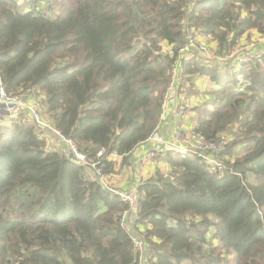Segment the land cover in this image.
Segmentation results:
<instances>
[{
    "label": "trees",
    "instance_id": "trees-1",
    "mask_svg": "<svg viewBox=\"0 0 264 264\" xmlns=\"http://www.w3.org/2000/svg\"><path fill=\"white\" fill-rule=\"evenodd\" d=\"M28 1L40 9L0 0V77L9 95L36 90L90 159L100 149L127 158L158 129L186 25L221 54L253 30L264 38V0ZM220 72L184 65L188 83L197 75L217 89L216 105L194 109L193 129L230 135L222 168L170 154L167 179L140 183L143 263L118 197L48 151L31 122L0 121V264H264V56L233 79Z\"/></svg>",
    "mask_w": 264,
    "mask_h": 264
},
{
    "label": "built area",
    "instance_id": "built-area-1",
    "mask_svg": "<svg viewBox=\"0 0 264 264\" xmlns=\"http://www.w3.org/2000/svg\"><path fill=\"white\" fill-rule=\"evenodd\" d=\"M193 29L194 33H190ZM186 44L178 50L176 61L172 67L169 78V88L164 97L165 106L168 114H176L180 119L178 129L175 131L173 138L161 139L154 132L146 142H152L155 148L150 150L144 157L143 163L157 161L162 154L179 155L182 158L192 157L204 161L210 166V170L216 173L217 169L222 168L220 163V154L230 143V135L219 136L216 140L208 139L204 135L197 133L193 128L187 129L186 122L191 121L190 96L184 86V65L190 61L187 54L191 51L193 43L198 45L196 32L193 27L185 26ZM243 43L245 44L244 47ZM240 48V54L247 56L238 57L234 63L236 73L244 67L252 64L256 59L264 56V49L256 47L250 49L247 42H243ZM206 67L217 68L204 63ZM186 77V76H185ZM185 84L187 78L185 79ZM42 97L34 89H28L20 94L9 95L5 85L0 77V121L4 126H12L19 121H29L35 125L40 139L46 142L48 151H56L64 154L77 166L88 168L93 175L90 181L97 182L99 186L109 191L110 194L118 197L126 208L121 212L119 217L120 227L125 230L131 237L133 250L139 255L141 262L145 261L146 244L142 237L133 233L135 220L140 211V202L142 195L138 191V186L130 190H120L108 185V179L105 172L107 163H110L109 157H119L117 154L107 155L106 149H100L95 158L90 159L85 153L81 152L77 145L69 138L65 137L52 122L45 116L42 110ZM197 104L201 102L196 99ZM145 142V143H146ZM144 144V143H143ZM165 156V157H166ZM122 157V156H121ZM111 167V166H110Z\"/></svg>",
    "mask_w": 264,
    "mask_h": 264
},
{
    "label": "rangeland",
    "instance_id": "rangeland-1",
    "mask_svg": "<svg viewBox=\"0 0 264 264\" xmlns=\"http://www.w3.org/2000/svg\"><path fill=\"white\" fill-rule=\"evenodd\" d=\"M19 1H20V3L28 4L27 6H29V9H35V8L38 10L40 9V7L37 6V4H34L36 2H33L31 5V3L28 0H19ZM46 11H50L49 9L47 10V6L44 7V13ZM57 14H58V11H56V10L49 12V15H51V16H55ZM190 33L191 34L194 33L193 29L190 30ZM250 33H252V36L249 35ZM250 33H248V35H247L248 37H245V38H243L244 36L242 38L238 37V39L234 43V46L227 47L228 46L227 45L226 48H224V50H223V54H221L218 51L219 46H218L217 42H215L213 39H210L208 37L204 38L203 36H201V35L198 36L196 34L197 42L199 44L196 45L193 43L191 51L187 54V56H190L191 60L193 59L196 62L198 61L199 63H202V64L206 63V64L211 65L213 67H217L218 69H221L222 72H220V73H223L222 76H224V77L227 76L230 79H233L234 75L239 76V74H236V72L234 71V63H235L234 59H236L238 57V59H236V60H240L242 57L247 56L245 54H240L239 46L243 42H247L248 47L250 49L256 47V45L258 46V48L264 49V38L258 36V34L255 32V30H253ZM230 39H232V37ZM166 50H168V49H166ZM190 78L192 79V81L189 82V84L187 85V84H185L186 77L184 76V86L186 87V91L188 93V96L193 97V98H195V97L199 98V99H201L202 103L204 102L203 101V98H204L206 100L205 102L207 103L208 106H212L213 104L216 105V100H215L216 94H214V93L216 92L217 89L216 88H215V90L211 89L212 88L211 85H213V83L210 82V80L205 79L208 81V82L206 81L209 85V88H208L202 84H197V82L200 80L199 76L195 75V76L190 77ZM190 78H188V79H190ZM168 88H169V83H168V86L164 92L163 99H162V114H161V120L160 121L166 120L168 115H169V114L166 115V113H167L166 108H167V106H169V104L165 106V101H164V97H165V94H166ZM195 114H196V112H195ZM152 146H153L152 149H154L155 145L153 144ZM131 154H129V156H131ZM152 162H154V161H152ZM91 175H93V173L91 170H89L88 171V177ZM106 175H107V177H109L108 185L110 184V186H112V187H115V188L120 189V190H124V189H121V187H119L115 181H114V183H112L113 171H112V173L106 174ZM135 227H134V230H135ZM134 230H133V233L135 235H137L138 233L136 234L135 233L136 231H134ZM142 238L146 244L144 236H142ZM184 264H190V263L185 262Z\"/></svg>",
    "mask_w": 264,
    "mask_h": 264
},
{
    "label": "crops",
    "instance_id": "crops-1",
    "mask_svg": "<svg viewBox=\"0 0 264 264\" xmlns=\"http://www.w3.org/2000/svg\"><path fill=\"white\" fill-rule=\"evenodd\" d=\"M205 78L200 77V80L197 84H202L209 88L208 81ZM202 82V83H201ZM211 89H215L214 85H211ZM198 99L201 104L202 101L199 98L190 97V111L192 113L191 121L186 122L187 129L190 127L193 128L196 114L195 108L200 106L201 104H197ZM203 101L206 100L203 98ZM203 102V103H204ZM180 119L174 113L169 114L166 120L160 122V125L155 132L156 135L164 140H169L173 138L175 131L178 129ZM153 143L150 141L140 145L138 148L134 150L131 156L125 157H109V161L111 163V169L113 171V179L117 183L121 189L130 190L139 185V183L144 181H150L156 179L158 176H162L167 179L171 175L170 166L166 162V155L162 154V157L155 162H144L145 155L152 149ZM166 156V157H165Z\"/></svg>",
    "mask_w": 264,
    "mask_h": 264
},
{
    "label": "water",
    "instance_id": "water-1",
    "mask_svg": "<svg viewBox=\"0 0 264 264\" xmlns=\"http://www.w3.org/2000/svg\"><path fill=\"white\" fill-rule=\"evenodd\" d=\"M164 183H171L170 180H164Z\"/></svg>",
    "mask_w": 264,
    "mask_h": 264
}]
</instances>
